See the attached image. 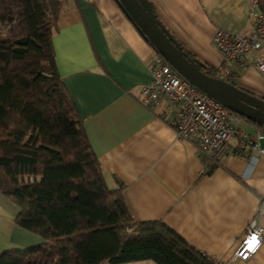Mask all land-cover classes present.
<instances>
[{
  "label": "crops",
  "instance_id": "crops-1",
  "mask_svg": "<svg viewBox=\"0 0 264 264\" xmlns=\"http://www.w3.org/2000/svg\"><path fill=\"white\" fill-rule=\"evenodd\" d=\"M157 16L217 77L264 97V73L227 63L213 43L218 28L249 32L252 0H150ZM55 60L68 85L109 187L122 186L132 218L165 222L218 264H264L263 241L234 258L254 217L264 228V154L231 153L211 165L195 138L180 137L168 102L152 109L136 96L152 80L157 53L118 0H55ZM264 52V48H263ZM248 59L250 57L248 56ZM257 128L243 116L236 144ZM264 147V138L260 140ZM20 206L0 191V250L45 239L18 225ZM260 215V216H259ZM102 264H158L153 259Z\"/></svg>",
  "mask_w": 264,
  "mask_h": 264
},
{
  "label": "trees",
  "instance_id": "trees-1",
  "mask_svg": "<svg viewBox=\"0 0 264 264\" xmlns=\"http://www.w3.org/2000/svg\"><path fill=\"white\" fill-rule=\"evenodd\" d=\"M56 16L55 0H0V191L20 206L14 221L45 239L1 249L0 264H218L165 222L135 221L122 186L109 187L55 60Z\"/></svg>",
  "mask_w": 264,
  "mask_h": 264
},
{
  "label": "built area",
  "instance_id": "built-area-1",
  "mask_svg": "<svg viewBox=\"0 0 264 264\" xmlns=\"http://www.w3.org/2000/svg\"><path fill=\"white\" fill-rule=\"evenodd\" d=\"M250 16L252 28L249 32L218 28L213 36V43L227 63L224 76L230 74L235 64L247 65L249 62L264 73V12L259 0H252ZM149 67L152 80L138 88V100L152 109L168 102L177 134L186 139L195 138L199 150L211 165L222 164V159L231 153L251 156L253 150H258L264 154L260 144L264 138L263 129L257 127L254 135L245 134L234 144L232 140L238 134L242 115L191 83L162 54L156 53ZM263 209L264 195L261 196V211ZM263 230L258 216L254 217L234 258L248 259L255 254L261 247Z\"/></svg>",
  "mask_w": 264,
  "mask_h": 264
},
{
  "label": "water",
  "instance_id": "water-1",
  "mask_svg": "<svg viewBox=\"0 0 264 264\" xmlns=\"http://www.w3.org/2000/svg\"><path fill=\"white\" fill-rule=\"evenodd\" d=\"M125 13L172 66L191 83L245 118L264 125V97L224 78L212 76L189 57L150 0H118Z\"/></svg>",
  "mask_w": 264,
  "mask_h": 264
},
{
  "label": "snow or ice",
  "instance_id": "snow-or-ice-1",
  "mask_svg": "<svg viewBox=\"0 0 264 264\" xmlns=\"http://www.w3.org/2000/svg\"><path fill=\"white\" fill-rule=\"evenodd\" d=\"M251 246V245H250Z\"/></svg>",
  "mask_w": 264,
  "mask_h": 264
}]
</instances>
